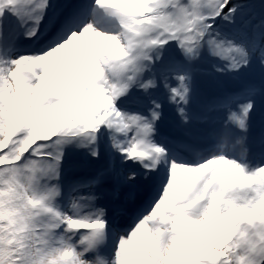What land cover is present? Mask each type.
<instances>
[{
  "label": "snow or ice",
  "instance_id": "snow-or-ice-1",
  "mask_svg": "<svg viewBox=\"0 0 264 264\" xmlns=\"http://www.w3.org/2000/svg\"><path fill=\"white\" fill-rule=\"evenodd\" d=\"M0 264H264V0H0Z\"/></svg>",
  "mask_w": 264,
  "mask_h": 264
}]
</instances>
